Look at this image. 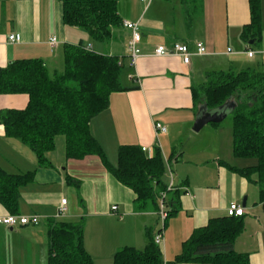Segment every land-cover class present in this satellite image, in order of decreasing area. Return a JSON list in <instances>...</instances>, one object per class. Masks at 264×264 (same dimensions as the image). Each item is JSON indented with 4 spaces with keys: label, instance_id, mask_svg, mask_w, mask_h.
Returning <instances> with one entry per match:
<instances>
[{
    "label": "crops",
    "instance_id": "1",
    "mask_svg": "<svg viewBox=\"0 0 264 264\" xmlns=\"http://www.w3.org/2000/svg\"><path fill=\"white\" fill-rule=\"evenodd\" d=\"M57 1L0 0V70L18 59L40 58L51 76L64 71L66 44L76 39L78 43L85 41L88 33L64 23L61 0ZM261 4L263 13L264 0ZM201 5L202 15L189 26L180 0L174 3L177 16L166 0H153L149 7L141 0H119L122 20L141 23V55L132 64L127 52L132 33L123 25L105 43V53L120 56L124 84L132 88L112 93L109 107L92 119L90 128L113 165L118 164L122 144L145 146L149 155L155 153L156 146L161 148L164 179L169 185L173 170V183L180 189L179 209L167 218L164 227L165 264L181 253L184 241L195 229L206 226L211 218L226 215L233 201L246 208L244 230L234 249L247 253L251 264H264V201L259 185L232 169L252 165L238 163L239 157L233 155L232 128L209 123L199 132L193 129L200 106L193 87L205 80L207 71L245 67L264 70V17L261 41L247 42L242 32L251 21L249 0H202ZM13 32L21 33L19 42L8 40ZM53 36L58 39L54 48L50 45ZM196 41L204 42L207 52L193 54L190 63L177 55L155 54L158 45L172 46L175 42H186L195 50ZM231 42L235 51L228 45ZM249 49L255 51L253 56L248 55ZM28 100L25 93L0 94V113L24 108ZM156 122L167 130L157 134ZM208 125L213 127L200 133ZM47 155L51 165H39L33 150L6 135L0 124V166L12 174L35 171L34 179L20 188L16 214L40 215L37 225H20L12 230L0 225L4 264H48V230L53 219L83 220L84 245L96 264H113L116 252L126 246L144 249L148 233L155 235L161 229L159 209L138 210L134 190L122 184L98 155L66 158L64 135L57 136L56 148ZM68 176L80 185L69 183ZM63 197L68 199V211L58 217ZM7 214L11 213L0 203V216Z\"/></svg>",
    "mask_w": 264,
    "mask_h": 264
},
{
    "label": "trees",
    "instance_id": "2",
    "mask_svg": "<svg viewBox=\"0 0 264 264\" xmlns=\"http://www.w3.org/2000/svg\"><path fill=\"white\" fill-rule=\"evenodd\" d=\"M63 20L70 26L85 30L93 39L109 42L121 27L119 0H61ZM172 2L173 0H166ZM200 1V3H198ZM187 24L197 19L191 9L202 11V0H180ZM251 21L243 28L242 38L249 42L261 41L262 0H249ZM198 17V16H197ZM82 39L77 44H66L65 69L51 76L40 58L12 61L0 70V94L25 93L29 96L24 108L2 110L0 124L6 135L27 144L41 166L51 165L48 152L56 148V138L65 137L66 158L98 155L110 172L136 193L138 210L159 209V199L167 192L169 215L179 209L180 189H168L165 162L160 147L149 155L138 144H122L118 150V164L113 165L92 134L90 123L110 105L111 94L128 90L124 66L120 56L99 53ZM136 87V86H135ZM197 104L209 108L222 105L229 99L237 103L232 113L234 154L236 157L257 159V164L232 169L259 185L264 201V70L245 67L240 70H209L205 80L193 87ZM217 124V123H213ZM35 171L12 174L0 166V203L11 214L19 211L20 188L34 179ZM69 183L77 181L70 176ZM244 230L242 216L228 214L211 218L206 226L195 229L183 243L175 261L203 264H251L247 253L237 252L234 243ZM48 264H96L84 245V223L51 220L49 224ZM162 248L148 233L144 249L120 248L113 264H163ZM0 264L3 257L0 246Z\"/></svg>",
    "mask_w": 264,
    "mask_h": 264
},
{
    "label": "built area",
    "instance_id": "3",
    "mask_svg": "<svg viewBox=\"0 0 264 264\" xmlns=\"http://www.w3.org/2000/svg\"><path fill=\"white\" fill-rule=\"evenodd\" d=\"M149 5L153 2V0H141ZM122 24L124 27L129 29L131 31V38L128 41L127 44V52L128 55L132 58V64H135L141 55V47H140V41L142 39V32H141V23L140 21H132L129 19H124L122 21ZM22 39L21 33L19 32H13L8 36V40L12 43L19 42ZM58 39L57 37L53 36L50 39V45L52 48L57 46ZM91 47V46H90ZM89 47V48H90ZM230 50V49H228ZM207 52V47L202 41H196L195 42V50H191L190 46L186 42H175L172 46H166L163 44H160L155 49V54L158 56H165V55H177L180 56L184 63H190L192 59L193 54H205ZM255 54V51L249 49L248 55L253 56ZM119 65H121V60H119ZM157 134L158 132H165L167 130V127L163 125L160 122L155 123ZM144 151H148L149 149L147 147H142ZM171 175V183L168 185V189H176L177 186L173 183L174 178V172L173 170H170ZM167 200V192L165 191L162 193V196L159 199V215L162 223L161 229L154 235V241L157 245H159L162 248L163 251V244H164V227L166 220L169 215L168 207L166 204ZM117 208L116 205L112 207L113 210ZM68 211V199L66 197H63L58 205V211L57 216L61 217L64 216ZM246 212V208L235 201H233L228 207H227V214L230 216H242ZM40 223V215L34 214V215H20V214H7L0 216V225L15 227L20 225H29L34 224L37 225ZM165 264V262L163 263Z\"/></svg>",
    "mask_w": 264,
    "mask_h": 264
},
{
    "label": "rangeland",
    "instance_id": "4",
    "mask_svg": "<svg viewBox=\"0 0 264 264\" xmlns=\"http://www.w3.org/2000/svg\"><path fill=\"white\" fill-rule=\"evenodd\" d=\"M57 1V0H56ZM155 1H158V0H155ZM164 1V0H163ZM177 1L178 0H173L172 2H169L170 3V5H171V7L173 8V10H174V13H175V15L177 16V14H176V11L178 10V8H175L174 9V3H177ZM58 3H60V0H58L57 1ZM61 3H62V1H61ZM60 3V5H61V9H62V16H63V4H61ZM198 3H200V1L198 2ZM202 4V3H201ZM203 6V5H202ZM196 7L197 8H193V9H191V13H190V15L191 16H196V18L197 19H195V20H193V22H194V24L195 23H197L196 22V20H198L199 19V17L202 15V13H201V9L199 8V4L198 5H196ZM186 16V15H185ZM198 16V17H197ZM262 16L264 17V11H263V13H262ZM63 18V17H62ZM64 21V20H63ZM170 22L171 23H173V19H172V17L170 18ZM65 23V22H64ZM66 24V23H65ZM67 26H70V25H68V24H66ZM73 27H76V26H73ZM223 29H224V27H223ZM72 35H75V32H72ZM84 39H85V44L87 45V46H91V44H93V46L91 47V49L92 50H94L95 52H99V53H105V52H107V50H108V48L105 46L106 44V42H103V41H99V40H95V39H93L89 34H88V36L87 37H84ZM78 43V40L76 39L75 41H70V44H77ZM229 46H230V48L232 49V50H234L235 51V44H234V42H231V43H229L228 44ZM225 49H227V45H225ZM211 127H213V126H207L204 130H202V132H200V133H204L205 131H207V129H210ZM221 127H224V128H228V129H231L232 128V133H233V119H232V114H230L226 119H224L222 122H221ZM204 131V132H203ZM231 148H232V151H233V155H235L234 154V142H233V140H232V146H231ZM206 154H208V153H206ZM36 156V155H35ZM36 159H37V157H36ZM238 159H240L239 161H238V163H242V164H244V163H246V164H248V163H250V165H255V164H257V159H255V158H246V157H240V158H238ZM38 161V160H37ZM252 163H254V164H252ZM161 227H162V223H161ZM174 261H175V259H174ZM173 261V262H174ZM176 264H178V263H176Z\"/></svg>",
    "mask_w": 264,
    "mask_h": 264
},
{
    "label": "water",
    "instance_id": "5",
    "mask_svg": "<svg viewBox=\"0 0 264 264\" xmlns=\"http://www.w3.org/2000/svg\"><path fill=\"white\" fill-rule=\"evenodd\" d=\"M251 42L254 41L252 40ZM236 106L237 103L234 99H229L222 105L214 108H209L207 104H201L196 115L193 129L199 132L205 125L209 123H221L233 113ZM10 229L12 230L13 227H10Z\"/></svg>",
    "mask_w": 264,
    "mask_h": 264
},
{
    "label": "bare ground",
    "instance_id": "6",
    "mask_svg": "<svg viewBox=\"0 0 264 264\" xmlns=\"http://www.w3.org/2000/svg\"><path fill=\"white\" fill-rule=\"evenodd\" d=\"M15 228V227H14Z\"/></svg>",
    "mask_w": 264,
    "mask_h": 264
}]
</instances>
